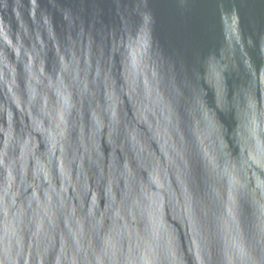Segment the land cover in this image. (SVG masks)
<instances>
[{"label": "water", "instance_id": "water-1", "mask_svg": "<svg viewBox=\"0 0 264 264\" xmlns=\"http://www.w3.org/2000/svg\"><path fill=\"white\" fill-rule=\"evenodd\" d=\"M0 264H264V0H0Z\"/></svg>", "mask_w": 264, "mask_h": 264}]
</instances>
